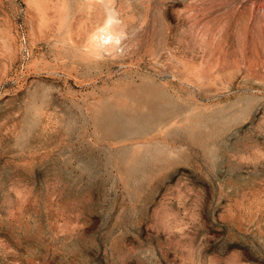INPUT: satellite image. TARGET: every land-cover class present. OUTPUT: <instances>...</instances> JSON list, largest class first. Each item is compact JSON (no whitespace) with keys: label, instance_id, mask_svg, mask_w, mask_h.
I'll use <instances>...</instances> for the list:
<instances>
[{"label":"rangeland","instance_id":"obj_1","mask_svg":"<svg viewBox=\"0 0 264 264\" xmlns=\"http://www.w3.org/2000/svg\"><path fill=\"white\" fill-rule=\"evenodd\" d=\"M0 264H264V0H0Z\"/></svg>","mask_w":264,"mask_h":264},{"label":"bare ground","instance_id":"obj_2","mask_svg":"<svg viewBox=\"0 0 264 264\" xmlns=\"http://www.w3.org/2000/svg\"><path fill=\"white\" fill-rule=\"evenodd\" d=\"M107 23H108V20L105 22V24H107ZM103 29L105 30V34L101 38V40L103 41V44L105 43V40L108 39L109 40V43H107V45H109L110 47H113L114 46L113 41H110V40H113L114 38H116L114 32L112 31L111 27L106 28L104 26ZM97 36L98 35H95V37H93V38H95L94 39V42H95ZM97 45L98 44H96V42H95V44L93 46L94 49H97V47H96ZM97 121L104 122L106 120L103 117H99V118L97 117Z\"/></svg>","mask_w":264,"mask_h":264}]
</instances>
